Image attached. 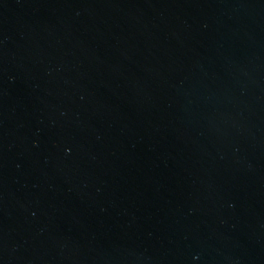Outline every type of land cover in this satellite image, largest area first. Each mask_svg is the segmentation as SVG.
<instances>
[{
    "label": "water",
    "instance_id": "95a60500",
    "mask_svg": "<svg viewBox=\"0 0 264 264\" xmlns=\"http://www.w3.org/2000/svg\"><path fill=\"white\" fill-rule=\"evenodd\" d=\"M0 264H264V0H0Z\"/></svg>",
    "mask_w": 264,
    "mask_h": 264
}]
</instances>
